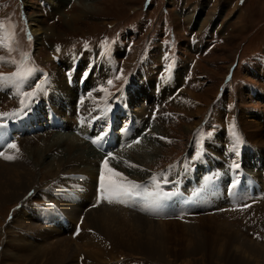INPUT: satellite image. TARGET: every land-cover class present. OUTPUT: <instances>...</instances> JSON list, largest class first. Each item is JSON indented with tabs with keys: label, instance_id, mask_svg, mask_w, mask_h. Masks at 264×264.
<instances>
[{
	"label": "rangeland",
	"instance_id": "1",
	"mask_svg": "<svg viewBox=\"0 0 264 264\" xmlns=\"http://www.w3.org/2000/svg\"><path fill=\"white\" fill-rule=\"evenodd\" d=\"M45 1L49 5L50 10L52 9L46 14L40 10L35 0H24V5L29 11L28 18L37 20L35 21L37 24L33 25L29 21L33 36H36L34 32L36 28L44 29L46 32L44 36L41 35L39 45H37L35 38L32 40L31 54L36 57L40 65L50 70L52 91L57 90L65 93L72 102H75L77 87L76 85L72 88L67 87L62 71L55 69L52 65L50 59V55H53L51 47H56L59 51L61 49L60 46L76 45L78 41L86 38L96 40L106 36L113 40L120 32L128 30L133 37V42L130 56L123 60L125 69L130 70L134 65L135 56L141 54V49L145 47L151 36H156L158 39H162L165 36L168 40H172L171 45H166L167 51L172 54L167 57L166 61L170 63V67L177 62L180 68H178V72L176 71L177 68L171 72L177 73L171 75L168 82H159V94H155L154 80L158 74L152 61L148 64L150 67L146 68L145 71L134 75L136 83L134 94L143 98L137 99L136 104L133 97L129 96V100L128 95L125 93L128 102L132 101L136 104L134 105V107L136 106L134 112L138 117L142 116L137 113H139L145 101L153 105H161L163 101L166 103L163 107V113L161 114V111H159L154 121V129L142 138L143 143L146 145L145 147L151 145L155 149L152 150L153 156H144V158L139 150L136 151L137 147L134 145L135 148L132 146L128 147L129 149L125 148L114 153L117 160L112 162V166H121V169L129 174L130 177L128 178L143 179L152 172L162 169L168 163L173 162V160H179L186 149L188 139L193 136V132L200 126L201 120L205 118L208 108L215 100L225 102L226 105L221 104V107L228 105L225 114L223 113L226 117L222 120L226 121L221 128L220 134L218 133L214 138L204 140L203 145L207 150L206 152L214 158H220L223 149H228V153L233 155L236 158L235 161H238L242 167H245L247 165L246 162H249L256 155L263 157L264 160V118H261L262 116L264 117V103L261 104V99L264 96V73L261 66V62H264V0H151L150 7L146 12L141 10L142 4L144 5L146 0H74L73 3L69 0ZM21 2L22 0H0V30L7 37L4 41L5 36L0 33V40L4 41V45H7V39L11 38V43L13 44V39H18L19 36L20 43L25 48H28L30 43H25L20 34L19 18L27 25L25 14L20 11ZM203 21L206 22L200 27ZM122 37L123 39H131L127 34ZM158 39L152 43L151 53L155 54L154 57H156L159 65L161 51L159 50ZM1 48H4L7 53L15 54V49L9 52L6 46ZM95 57L96 66H94L88 77V84L90 83L93 88L89 97L83 101L85 105H98L102 102L103 96L109 97L106 93V86L109 76L113 73H109L107 69L104 71L103 64H98L100 60H104L101 55L96 54ZM0 58L3 59L2 55H0ZM90 58L89 56L84 61L86 70L91 68ZM9 61H7L9 68H4L6 70L11 69ZM97 66H99L100 71L96 73L95 69ZM148 69L151 72H156V75L152 73L154 78H150L149 83L142 88L140 83L143 80L141 81L139 78L145 77ZM230 71L232 72V77L227 83L224 81V77L228 76L231 73ZM183 76L187 78V84L183 81ZM166 85L169 87L167 93H165ZM178 87H180V91L173 99L174 91ZM220 87L225 91L222 93V99L217 96L220 93ZM149 88L150 91H148ZM144 89L148 91V97L143 92ZM254 89H260V96H254L255 98L250 96V92ZM160 95H162V99H160ZM259 97L261 99H258ZM14 100L20 103L21 96L15 95V93L10 97L5 95L1 98L0 105H12L10 101ZM165 107L171 112L166 110ZM8 108L9 106H5L2 109L6 110ZM145 111L146 109H144ZM245 111L247 115L244 113ZM252 114L256 115L255 119L251 117ZM162 115H167V118L170 115H173V117H169V120H166ZM240 115L243 118H247L255 129H260L259 136H254L253 139L246 136V129L243 127V120L240 119ZM233 116H235L239 124V126L234 127L235 132L238 135V128H240L245 138L244 144L234 145L232 131H226L227 123L231 122ZM67 120L69 121L68 118ZM190 126H193L192 131L187 130V127ZM69 135L66 132L59 136L64 142V136ZM138 144H140V141L135 145ZM80 146L83 145L80 144ZM233 147L237 148L239 156L232 151ZM41 149L43 148L39 144L34 152L25 153L28 160L32 162L33 154L43 152ZM192 149L193 144L191 145V151ZM54 151L53 149L46 150L44 153L45 160L51 162L56 158L58 154L57 151ZM90 151L93 152L92 155L94 154V156L99 155L93 149ZM141 156L142 158H140ZM257 156L256 159L262 160V158L260 159ZM98 159L99 157H96V161L91 163V165L88 164L90 162L78 163L74 167L68 168L66 174L80 173L81 170L86 173L93 167H95L94 172H96ZM45 166V169L42 170L43 173L38 178L36 177L32 192L56 180V178L52 179L54 174H51L50 178L46 175V172L51 168L47 167L48 165L46 164ZM53 166H55V163ZM226 168L229 170L230 164L227 163ZM53 173H55V170H53ZM141 174H146V176L142 177ZM90 181L88 178L84 181L86 189L83 194H85L84 199L88 200L91 205L92 191L87 188ZM87 189L88 192H86ZM87 195L90 196L88 197ZM89 203H86L85 206H89ZM17 205L20 206L21 204L13 202L0 208V264H36L34 262L36 259L39 264H43L45 255L41 254V250L44 248V244L50 242L51 239L48 236L54 239L52 236L55 235L52 232L53 228L41 227L29 215L32 227L26 229L23 226L25 236L14 233L13 228L10 226L14 217L11 221H7L6 216L11 208ZM262 206H264V201L253 205L247 209V212L246 210H225L211 215H199L188 219L186 222L173 219L166 220L169 223L173 222L174 225L198 226V228L196 230L189 228V230L186 229L187 232L186 230L182 232L181 228L177 227L175 237H179V239L174 237L168 241L170 252L168 255L174 262H170L169 259L156 264H180V262H185L186 260V262L195 261V264H239L237 261L240 259H242L241 264H264V259L262 258L264 256V212ZM96 209H110L121 213L117 206L102 205L92 210ZM74 210L77 212L80 208L78 209L75 206ZM86 211L84 212L86 213ZM17 212H14V216ZM125 212V215H128L125 218L153 220L136 213L132 214L130 211L125 210ZM84 217L85 215L82 219ZM207 217L222 218L233 225L235 234L232 237V241L239 252H225L224 255L228 261L225 260L223 254L219 258L224 261L218 259L214 261L209 257L212 246L210 236L215 231V224L210 225L209 221L206 222ZM5 221L7 222L5 223ZM162 221L164 222L165 220ZM75 224L76 222L73 224L70 222L72 229ZM173 224L168 226L175 228ZM200 229L202 232H200ZM171 230L174 231L175 229ZM197 230L199 232H196ZM226 230L228 233L224 239L233 234L229 229ZM72 233L73 230L63 235L66 240L69 239L70 242H75L77 245H81L82 243L79 242H84V238L89 240L90 238H87L88 235L94 234L90 229H87L85 233L83 225L82 232L77 238H72ZM15 234L16 236H14ZM83 235L84 238L81 240L80 236L82 237ZM94 237L97 239L98 234L95 233ZM94 237L90 242L97 248H105L103 255L110 260L109 263L102 264H114L119 260H124L123 262H128L129 264L134 262L153 264V262H157L152 260L147 262V260L141 258L142 256L129 255L128 250L124 248L111 249V243L102 240L107 243V247H103L100 244L102 241L96 240ZM11 239L15 241L14 245L10 244V247L8 244ZM224 239L221 240L220 244L224 242ZM71 259L70 261L67 259L66 264H79L78 261L84 264V260L89 261L90 264L91 261L93 262V260L90 261L85 257H80L78 253H76L75 258L72 256Z\"/></svg>",
	"mask_w": 264,
	"mask_h": 264
},
{
	"label": "bare ground",
	"instance_id": "2",
	"mask_svg": "<svg viewBox=\"0 0 264 264\" xmlns=\"http://www.w3.org/2000/svg\"><path fill=\"white\" fill-rule=\"evenodd\" d=\"M29 21L30 23H32V25L37 24L35 23V21H37L36 19L31 18L29 19ZM205 22L203 21L200 27H202L205 24ZM34 32L36 33L35 34L36 36L34 38L36 40L37 45H39L41 35L44 36L46 32L44 31V29H41V28L34 29ZM51 48H52L53 55H55L56 53H59L56 47H51ZM152 73L154 72H151V70L149 69L148 71H146L145 82H141L140 87L143 88L144 85L149 83L150 78H154V75H156V72L154 73V75ZM141 78L142 77H140L139 80ZM162 81L164 82V80ZM143 92L146 93V97H148V91L144 89ZM151 98L153 97L151 96ZM106 99L107 97H104V96L102 97V100H106ZM136 101L137 100H134L135 103H137ZM144 109H145L144 106H142L141 110L137 114L143 115L146 112V111L144 112ZM240 119L243 120L242 124H243V127L246 129V136L248 138L253 139L254 136L260 135V129L259 128L255 129L252 126L253 124L250 123L247 118H243V116L240 115ZM66 122H67V129H69V132L67 133H69L70 135L64 136V142H62L61 140L62 138L61 136H59L61 134L41 133L40 135H35L32 137H24L18 141L19 142L18 148L8 153L7 156H11L13 157V159L11 160L0 159V208H2L3 206H6L7 204L13 203V202H18L20 204L28 203L29 200H27V198L32 193V190H33L32 187H34V184L36 183V177L38 178V176L43 173L42 170L45 169L44 168L46 167L45 164L48 165L47 167L51 168L49 169L48 172H46V175H48L50 178V175L54 174V177L52 179H55V178L58 179L61 175L66 174L68 168H72L76 164L81 163V162H90L88 164L91 165V163H94L96 161V157L100 156V155L94 156V154L92 155L93 152L90 151L92 149L91 146L82 142V140L76 138L71 133V127H72L73 122L71 123L70 120L69 121L67 120V118H66ZM192 127L193 126L187 127V130L192 131L193 130ZM141 130L142 129H140V131ZM141 141L142 142H140V144L134 145L137 147L136 151L139 150L143 157L153 156L152 154L153 152L152 150L154 149L153 146L147 145V147H145L146 145L143 143V140ZM39 144H40V147L43 148L41 149V151L43 152H36L35 154H33V161H32L33 163H32L31 161L28 160L25 153L27 152L29 153L30 151L34 152L36 148H38ZM80 144L83 146H80ZM134 146L133 148H135ZM50 149L57 151L58 155L51 162H48L47 160H45L44 153L46 150H50ZM142 156L140 158H142ZM257 157H260V159L262 158L263 160V157L261 156H257ZM80 159H82V161H80ZM53 162L55 163V166H53L54 164ZM249 163L250 161L246 162V164H249ZM127 164H129V162H127ZM252 165L253 167H257L258 164L256 162H253ZM113 167L121 173L122 177H125L127 179L128 177H130L129 174H127V172L121 169V166L113 165ZM239 167H240V164H239ZM94 169L95 167H93L91 170L86 171V173L83 172L82 170L80 172V173L85 174L87 178L91 180L87 187L88 189H91V191H92V186H93L96 174H97V170L96 172H94ZM216 169H220V168L216 167ZM53 170H55V173H53ZM250 173L252 174V172ZM141 176L145 177L146 174H141ZM88 189L86 192H88ZM80 196L83 200H85L84 199L85 194L81 193ZM85 201L86 203H89L88 200H85ZM86 203L63 206L62 208L65 210L67 217H68V218L67 217L65 218V221L67 223L72 222L73 224L74 222H77L81 217L85 215L84 219H82L83 229L85 230V233L87 229H90L93 231L94 234L88 235L87 238H90L89 240L84 238L85 234L82 237L80 236L81 240L84 238L85 241L84 242L80 241L79 243H82V244L77 245V243L75 242H70L69 239L66 240L63 235L73 230L72 228L69 230H60V229L53 228L52 232L55 235H52V236L54 237V239L48 236V238L51 240L49 243L44 244L43 245L44 248H42L41 250V254L45 255V262L43 264H66L67 259H69V261L72 260L71 259L72 256L73 258H75L76 253L80 254V257H85L86 259H89L90 261L93 260V262L91 261V264L109 263L110 260H108V258L103 255L105 248H102V247L97 248L96 246H93V243L90 242L91 239H93L95 233L98 234L97 239H99V241L103 240V241H107L108 243L110 242L111 249L118 248V247L127 249L129 252V255H133V256L139 255L138 257L142 256L141 258H144L145 260H147V262H150L149 260L157 261V262H153V264H156L158 262L162 263L163 260L166 261L169 259H170L169 260L170 262H174V260L168 255L170 253L169 248H168V244H169L168 241H170V239L175 237L177 233L176 232L177 227L181 228L182 232H185L186 229L189 230V228H192V230H196L198 228V226L197 227H188V226L185 227L184 225L178 226V224L174 225L173 222L169 223L166 220L163 222L162 220H154V219L145 220L141 218H129V217L125 218V216H128V215H125L126 212L122 208H119V211H121V213L115 210H110V209H107V210H104V209H96V210L91 209L90 210L89 209L87 210L88 211L87 212L85 209L87 207L85 206ZM75 206H77L78 209L80 208L81 211L79 210L76 212L74 210ZM262 207H263L262 210L264 212V206ZM259 208H257V210H259ZM84 211H86V213ZM30 221H31V218L29 217V215L20 210L14 216L13 222L10 226L13 228L14 233L25 236V234L23 233V226H25L26 229H30L32 227V223ZM207 221H209L210 225L215 224V227H214L215 231L213 235L210 236L211 245H212L211 246L212 253L209 251L210 252L209 257H211L210 258L211 260H214V261L217 259L221 260L219 256L221 257V255L222 254L224 255L225 252H235V253L239 252L238 249L233 245L234 242L232 241V237L235 234L233 225L227 223L225 219L216 218V217H207L206 222ZM58 222H59V218L57 217V219L55 220V223H58ZM170 224H173L175 228L169 227L168 225ZM171 229H175V230L172 231ZM226 229H229L230 231H232L233 234L230 235L228 238L224 239V237L228 233ZM196 232H199V231L197 230ZM200 232H202L201 229H200ZM221 235H222V238H221ZM14 236H16V234ZM175 238L179 239V237H175ZM94 239H96V237H94ZM223 239H224V242L220 244L221 240ZM11 240L8 244L10 247L11 245H14V241H15L14 239H11ZM103 241L102 243H100L101 246L107 247V243H104ZM262 258L264 259V256ZM225 260L228 261L226 256H225ZM186 261L180 262V264H195V261H192V262H186ZM221 261H224V260H221ZM34 262L36 264H39L37 259ZM78 262L79 264H82L80 261ZM84 262H85L84 264H90L89 261L87 260H84ZM237 262L241 264L242 259L238 260ZM70 264H73V263H70Z\"/></svg>",
	"mask_w": 264,
	"mask_h": 264
},
{
	"label": "snow or ice",
	"instance_id": "3",
	"mask_svg": "<svg viewBox=\"0 0 264 264\" xmlns=\"http://www.w3.org/2000/svg\"><path fill=\"white\" fill-rule=\"evenodd\" d=\"M30 39V37H29ZM6 46L9 52H12L14 49L12 48L11 38H8L7 45H4L2 40H0V47ZM28 56L26 54H21V58L19 62L17 61H9V63L14 64L16 66V71H14L11 76H0V87L11 85L15 89V95L21 96L20 100V111L13 112L11 115L14 117H19L25 114V110L31 108L32 102L38 97L39 94L46 93L47 91V79L45 75V79L42 81H37L34 85V89L30 91H24L26 87H33L28 82L35 75L37 69L33 65L32 67H24L25 62L27 61ZM90 74L89 70H86L82 75V82L88 78ZM119 78V77H117ZM107 83L109 85L112 84V80H108ZM27 101V102H26ZM0 127H4L2 123H0ZM232 136H233V144L238 145L242 143L240 137L236 134L235 128H232ZM103 140V136L98 137L97 139H93L91 142L93 144H98ZM138 142V141H137ZM10 149H16L17 145L15 143H7L6 145ZM232 151L239 156V151L236 147H233ZM2 155V153H0ZM110 154H106L108 156ZM5 160H11L13 157L4 156ZM108 160L107 158L102 162L100 166V185L98 189V197L103 200L106 199L108 203H136V202H146L148 206L158 207L163 201L170 199L175 193L173 192H164L162 186L159 183H156L157 178L153 177L150 185H138L133 181L127 180V178L122 177L119 172H115L112 169H108ZM233 169L239 168V162L234 161L231 164ZM107 169L112 177H116L118 179H109L107 184L104 182V172ZM210 179V178H209ZM170 183L165 178V184ZM232 187H235V182L232 184ZM151 188V190H149ZM193 195H196L194 193ZM95 206V205H94Z\"/></svg>",
	"mask_w": 264,
	"mask_h": 264
},
{
	"label": "crops",
	"instance_id": "4",
	"mask_svg": "<svg viewBox=\"0 0 264 264\" xmlns=\"http://www.w3.org/2000/svg\"><path fill=\"white\" fill-rule=\"evenodd\" d=\"M259 99H261V97H259ZM262 103H264V96L262 97V99H261V104ZM231 109H232V107H230ZM227 112V111H226ZM245 114H246V111L244 112ZM247 115V114H246ZM249 115V114H248ZM251 117L253 118V119H255L256 118V115H251ZM261 118H264L263 116L261 117Z\"/></svg>",
	"mask_w": 264,
	"mask_h": 264
}]
</instances>
